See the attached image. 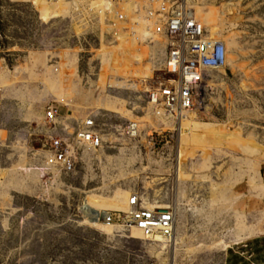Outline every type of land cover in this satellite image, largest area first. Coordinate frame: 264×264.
Listing matches in <instances>:
<instances>
[{
  "label": "rangeland",
  "instance_id": "1",
  "mask_svg": "<svg viewBox=\"0 0 264 264\" xmlns=\"http://www.w3.org/2000/svg\"><path fill=\"white\" fill-rule=\"evenodd\" d=\"M60 1V16L47 18ZM140 1L102 15L91 0H0V264H219L223 249L256 233L264 0H187L228 42L226 68L205 74L198 121L187 117L204 137L192 146L149 104L169 39L161 1ZM53 104L57 124L46 119ZM88 117L104 139L92 153L73 145ZM57 138L73 147L74 173L46 163ZM137 193L176 214L177 246L85 223Z\"/></svg>",
  "mask_w": 264,
  "mask_h": 264
},
{
  "label": "built area",
  "instance_id": "2",
  "mask_svg": "<svg viewBox=\"0 0 264 264\" xmlns=\"http://www.w3.org/2000/svg\"><path fill=\"white\" fill-rule=\"evenodd\" d=\"M157 15L162 21L159 30L168 36L169 48L165 75L160 79L162 84L149 91V104L162 122L176 124L195 108L206 72L226 68L228 50L225 41L211 34L186 0H163ZM46 119L50 123H60L64 119L62 107L50 106ZM77 124L73 145L90 153L103 149L104 139L93 117L77 121ZM72 148L64 139L53 140L45 155L47 165L74 173L76 162ZM175 220L176 214L171 209L152 207L150 200L139 193L129 202L128 212H111L98 219L123 233L138 229L147 237L165 239L174 235Z\"/></svg>",
  "mask_w": 264,
  "mask_h": 264
},
{
  "label": "bare ground",
  "instance_id": "3",
  "mask_svg": "<svg viewBox=\"0 0 264 264\" xmlns=\"http://www.w3.org/2000/svg\"><path fill=\"white\" fill-rule=\"evenodd\" d=\"M37 1H38V3H42L43 0H37ZM91 1H92V4H91L92 7L93 8H96L98 10V12L100 14H102V15L103 14H106V13H109V12H112L113 11V6H114L115 3L121 4L122 2L124 3L126 1H128V3H126L127 5L124 7L125 8V11L128 12V13H130V11H131V4H132V2H133V7H135L137 4H141V1L140 0H91ZM157 1H161V3L163 2V0H157ZM155 2H156V0H155ZM188 5L191 6V3L189 2ZM60 7H61V1L58 2V3H56V4H51L50 7L48 8V11H47V18H56V17H59L60 14H61ZM160 7H161V4H160ZM195 11H196V17L199 20H201V22H203L206 25V20L202 17L201 14H199L197 12L196 9H195ZM208 28H209V30L211 31V34L214 37L220 38L223 41H225V44L228 47V42L226 41L225 38H223L222 36L216 35L214 33V31L210 27H208ZM149 33H151V31H149ZM136 36H134V39H136ZM119 37L121 39L120 40L121 42H126L125 39H124L125 38L124 35L119 34ZM135 56H137V54H134L133 57H135ZM164 75L165 74H163V77H164ZM163 77H161V78H163ZM160 79H159V82L157 83V87H154V88H156V89L160 88V86L162 84V82L160 81ZM193 111H194V109L187 116L180 118V120L176 123L178 125V130L179 131L181 130V132L179 134L181 136L182 144H184L186 146H192V144H195V143L198 145L199 142H201V141L204 140V137L197 136V133H196L197 130H196V127H195V123L187 120V117H189L190 114H192ZM82 120H84V119H82ZM135 127H137V125L132 126L133 129ZM184 128L185 129H188L189 130V133L182 132V129H184ZM218 134H219V132H218ZM133 198H134L133 196L130 197V199L128 200V203H127V205H126V207H125L124 210L117 211V212H123V213L128 212V210H129V202ZM160 210H168V209H160ZM86 212H88V211L86 210L85 213ZM102 212H94L93 213V215H94L93 217L94 218H91L90 220L88 219V221L84 218L85 223H87V224H89V225L92 226L91 221L94 219L93 222H95V223H97L99 225L106 226V227L110 228L112 231L117 230V228L114 227V226H112V225H109V224H107L105 222H102V221H98V219L101 216L107 215V214L111 213L109 211H102ZM176 229H177V227H176V220H175V224H174V235L170 239H165V238H162V237H159V236L153 237V238L147 237L142 231H140L138 229H133L132 231H130L128 233H123V232H120L118 230L117 231L120 232V233H122V234H126V235H132V236L141 237V238H144V239L148 238L149 240H152V241H158V242H160L163 245V249H167L168 247H171L172 248L173 246L176 245V242H175V237H176L175 235H176V232H177ZM114 232H116V231H114Z\"/></svg>",
  "mask_w": 264,
  "mask_h": 264
},
{
  "label": "crops",
  "instance_id": "4",
  "mask_svg": "<svg viewBox=\"0 0 264 264\" xmlns=\"http://www.w3.org/2000/svg\"><path fill=\"white\" fill-rule=\"evenodd\" d=\"M192 114L196 120L195 113L193 112ZM257 179L258 201L255 203V205L253 204V208L255 209L254 217L257 221L256 233H254L251 237L243 239L246 240L244 242H241L243 241L241 240L236 242L234 245L223 249L219 258V264H264V181L260 176V170H258ZM173 264H175V257Z\"/></svg>",
  "mask_w": 264,
  "mask_h": 264
}]
</instances>
